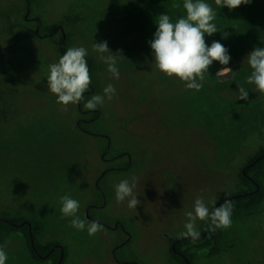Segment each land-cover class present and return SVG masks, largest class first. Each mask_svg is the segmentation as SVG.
<instances>
[{
    "label": "rangeland",
    "instance_id": "rangeland-1",
    "mask_svg": "<svg viewBox=\"0 0 264 264\" xmlns=\"http://www.w3.org/2000/svg\"><path fill=\"white\" fill-rule=\"evenodd\" d=\"M206 2L215 9L214 0ZM174 3L181 7L173 8ZM182 4L0 0V93L9 105L8 110L0 101V116L7 119L0 120V216L37 224L39 245L60 250L62 264H178L171 252L184 239L179 234L196 198L201 196L211 211L241 195L245 169L264 157V96L246 83L251 70L243 61L253 47H264V0L232 11L216 9L218 32L205 40L209 46L222 43L231 59L226 66L213 62L198 81L199 91L157 74L151 57L156 17L167 14L175 22L185 14ZM38 31L41 40L34 38ZM103 41L124 57L117 61L119 79L93 51V44ZM58 44L62 54L70 47L88 52L91 84L82 103L103 95L108 84L115 87L113 99L96 108V129L106 139L80 132L81 103L64 110L48 91L49 65L62 55ZM223 67L231 71L217 74ZM241 86L248 90L246 101L238 98ZM107 139L113 151L104 150ZM121 152L130 156L123 173L128 160ZM106 172L118 174L102 179L105 207L94 204L92 213L106 226L100 224L103 231L90 237L86 228L70 227L71 218L61 217L60 197L78 200L77 215L90 221L86 208ZM133 177L141 203L129 209L127 200L116 202L115 186ZM207 223L197 222L200 235ZM222 231L220 250L192 249L191 264H264V200ZM0 247L8 255L6 264H51L46 257L32 261L20 233Z\"/></svg>",
    "mask_w": 264,
    "mask_h": 264
},
{
    "label": "clouds",
    "instance_id": "clouds-1",
    "mask_svg": "<svg viewBox=\"0 0 264 264\" xmlns=\"http://www.w3.org/2000/svg\"><path fill=\"white\" fill-rule=\"evenodd\" d=\"M251 0H214L215 9L206 0H183L184 15L172 22L167 14L156 17L153 38L149 41L151 57L154 67L159 75L166 79H175L184 84L187 89L199 91L203 84L205 74L213 62L226 66L230 62L228 49L219 41H213L209 46L205 37H211L218 32L214 21L217 18L216 9L227 8L229 11L237 9L241 5H248ZM173 8L181 5L174 3ZM227 34L225 33V36ZM93 51L99 54V59L107 65V71L113 79H119L117 67L118 58H124L118 50L113 54L107 45V41L93 44ZM107 53V55H105ZM87 50L84 47H70L64 52L58 62L49 65L47 76L48 91L56 97V103L66 110L68 105H76L84 100V94L89 91L91 77L87 65ZM250 68V75L246 83L253 86V91L264 96V47H253L243 61ZM231 71L223 67L217 74ZM116 93L112 84L103 89V95H93L84 103V108L94 110L104 103L105 98L111 101ZM249 97L248 90L239 88V100L246 101ZM135 177L132 182L124 179L115 186V200L117 203L128 201L129 209H136L141 201L134 195ZM61 217L71 218L70 227L77 230L87 229L88 236H95L103 231V226L96 221L81 219L77 213L80 208L79 201L64 195L60 197ZM232 202L225 200L218 207L210 211L203 198L198 196L194 202L193 210L186 212L187 223L185 231L181 232V238H191L194 242L200 238V232L196 228L198 221H208V231L227 229L231 226ZM8 255L3 247H0V264H6Z\"/></svg>",
    "mask_w": 264,
    "mask_h": 264
},
{
    "label": "trees",
    "instance_id": "trees-1",
    "mask_svg": "<svg viewBox=\"0 0 264 264\" xmlns=\"http://www.w3.org/2000/svg\"><path fill=\"white\" fill-rule=\"evenodd\" d=\"M37 25H40V23H37ZM61 33L62 30L58 29ZM11 38L14 39L12 36ZM34 38L37 39H43L44 36L41 35V32L38 31V33H35ZM27 39V38H25ZM59 53L62 54L63 48L62 45L58 44L57 46ZM88 65V61H87ZM90 65V64H89ZM91 68V66H90ZM14 70V69H13ZM92 68L89 70V73H91ZM3 78V77H2ZM2 78H0V85L2 83ZM85 96V95H84ZM4 96L2 93H0V101L2 107L6 108L9 105H7V102L4 100ZM79 105V113L80 117L77 121V126L81 133L93 136V138L96 139H106L104 138L101 133H99L96 129V121L98 119L99 113L96 109L94 110H87L84 108V103L80 102ZM3 112H0V115ZM8 114V112H6ZM0 120L6 121V116H0ZM108 142L107 147L104 149L107 151H113L111 143L109 140H106ZM99 149L103 150V147L101 143L99 144ZM104 154V153H103ZM102 154V156H103ZM126 156V163L121 167L122 173L125 172L129 167V155H127L124 152L118 153ZM118 174V172H109ZM109 173H104L102 178L96 183V190H94V200L90 207L86 208V216L90 221H96L99 224H103L106 226L104 221L96 220L97 218L93 216V208L94 204L97 206L96 208H104L105 202H106V194L103 191V188L101 186L102 179L107 176ZM246 177H241L243 182L245 183L242 187L245 188V192L241 195L235 197V198H229L226 200H230L232 202V213H231V223L232 222H239L242 221L246 216L251 214L264 200V186H263V179H264V157L261 158L258 162H256L253 166L248 167L244 171ZM262 179H261V178ZM225 200L222 202H219L216 204L215 207H218L220 204H222ZM100 210V209H99ZM0 245L3 244L8 238L9 235L20 233L26 243L27 252L34 262H41L43 258L46 257V259L51 262V264H62L61 260V253L58 249H53L49 247L44 251V249L39 245L37 241V235L41 234V230L38 229L37 224L33 223L32 221H28V225L25 224L24 220L25 218H17L15 216H0ZM119 224V223H118ZM120 225V224H119ZM209 222L205 225V228L203 232L200 235V238L195 240L194 242L191 240V238L188 239H180L174 244V250L171 252V255L173 256L174 260L178 264H191L192 261V255H190V251L192 249H209L211 253H215L216 251L220 250V243L219 238L223 234V229H216L212 232L208 231ZM53 249V250H52ZM116 260L115 255L113 256ZM117 261V260H116ZM118 262V261H117ZM132 264L134 261H131Z\"/></svg>",
    "mask_w": 264,
    "mask_h": 264
}]
</instances>
